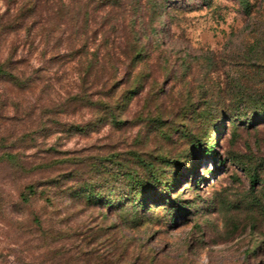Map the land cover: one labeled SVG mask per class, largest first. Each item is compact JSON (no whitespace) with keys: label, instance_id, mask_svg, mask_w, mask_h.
<instances>
[{"label":"rangeland","instance_id":"rangeland-1","mask_svg":"<svg viewBox=\"0 0 264 264\" xmlns=\"http://www.w3.org/2000/svg\"><path fill=\"white\" fill-rule=\"evenodd\" d=\"M247 1L0 0V264H264Z\"/></svg>","mask_w":264,"mask_h":264},{"label":"trees","instance_id":"trees-1","mask_svg":"<svg viewBox=\"0 0 264 264\" xmlns=\"http://www.w3.org/2000/svg\"><path fill=\"white\" fill-rule=\"evenodd\" d=\"M239 2H240V4L242 5L243 9L246 12H249L250 11L251 6H250V3L247 0H239ZM0 79L9 80L15 86L22 87L21 80H19V77L16 74H14L12 71L7 70V68H6V66L4 64L3 65H0ZM245 117L248 118L249 116L246 115ZM252 117H254V118L257 119L258 116H252ZM262 117L264 118V113H263ZM206 152L211 154L213 151L212 150H206ZM6 158H10L11 159L10 156H7L6 157V155H2V156H0V162L3 161V160H5ZM255 180H256V177H253L252 178V183H254ZM27 190L29 191V194L26 195V196L22 195V200H24V202H28L29 195H31L33 193L32 187H28ZM56 252L58 253V251H56ZM67 252L70 253L69 251H67ZM60 253L62 255H64V258H65V255L67 253H65V254L63 252H60ZM74 255H75L74 253L71 254L72 257L70 256L68 258V260H65L63 258H60V262L59 263L60 264H74L73 262L80 263V261L78 259H76Z\"/></svg>","mask_w":264,"mask_h":264}]
</instances>
